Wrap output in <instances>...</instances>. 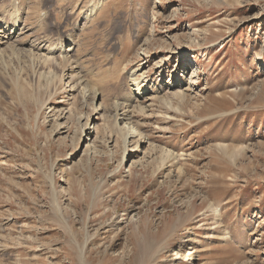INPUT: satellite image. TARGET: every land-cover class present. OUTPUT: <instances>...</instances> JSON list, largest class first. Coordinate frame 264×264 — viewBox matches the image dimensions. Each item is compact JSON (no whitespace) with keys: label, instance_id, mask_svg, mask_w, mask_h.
<instances>
[{"label":"rangeland","instance_id":"obj_1","mask_svg":"<svg viewBox=\"0 0 264 264\" xmlns=\"http://www.w3.org/2000/svg\"><path fill=\"white\" fill-rule=\"evenodd\" d=\"M0 19V264H264V0H0ZM62 39L76 63L47 54ZM134 70L161 91L146 110Z\"/></svg>","mask_w":264,"mask_h":264},{"label":"bare ground","instance_id":"obj_2","mask_svg":"<svg viewBox=\"0 0 264 264\" xmlns=\"http://www.w3.org/2000/svg\"><path fill=\"white\" fill-rule=\"evenodd\" d=\"M174 10H176V8L174 9ZM0 22H1V19H0ZM2 25H3V23H2ZM1 24H0V44H1V46H2V44H4V43H7L9 40H10V36H8V35H6V32H5V26L3 25L2 26ZM19 34H20V32H19ZM19 34H18V36H19ZM44 40H46L47 42H49V40L48 39H44ZM62 41V45H60V43H59V45H58V49H55L56 47L55 46H53V47H51V46H49L48 45V47L45 49L46 51H47V54H52V55H54V52L56 53V51H58V55L60 56V58H61V63H63V64H67L68 62H70L71 61V59H72V57H74V55H75V52L77 51V44L74 42V44H70V45H68V48H63V46H64V43H66L67 41L66 40H61ZM22 43V42H21ZM47 46V45H46ZM31 47V46H30ZM37 48V47H36ZM44 46H40V47H38L37 49H41L40 51H43L44 49ZM47 56V59H50V58H53L54 59V57L55 56H53V57H49L48 55H46ZM191 57H193L192 55H191ZM77 57L75 56L73 59H72V62H74V63H76L77 62ZM192 62V61H191ZM55 63H56V61H55ZM188 63V62H187ZM57 65V64H56ZM60 65V64H59ZM162 68V66H160L159 67V69H161ZM137 71L138 70H134V71H132L130 74H129V78H131L132 77V79L134 80V82H135V85H137V87H138V91L137 90H135V91H133V93H131V94H129L128 96H127V98H129L130 99V101L131 102H133L134 104H137V105H139V107L142 109V110H146L145 108H147V105H146V102H147V100H149V99H151V98H149V95L151 94V92H154V95H156L155 97L157 98L158 97V92H161V91H158V92H156V90H150L149 91V89H150V87H142V86H144V85H141V82L139 81V82H137V76H138V74H137ZM161 72H162V70H161ZM142 78H143V80H141V81H147V76H145L146 74H144V72L143 73H141V74H139ZM159 75H160V73H159ZM198 72L196 71V69H194V68H192L191 69V75H190V78L192 79V80H194L196 77H198ZM76 75H71L70 76V79H73V81H74V77H75ZM81 78V77H80ZM179 81H178V83H172V85H170V87L171 88H174V91L173 92H180L181 90H183V89H185L184 87H186V86H193L191 83H188L189 81H186V80H183V79H181L180 78V74H179ZM85 80V79H84ZM84 80L83 79H78V81L77 82H75L73 85H72V87L73 88H77V86L79 87L81 84L83 85V83H84ZM175 81H176V79H175ZM134 84V83H133ZM174 84V85H173ZM177 84H180L178 87H177ZM182 84H184V85H186V86H184V85H182ZM196 84V83H195ZM83 88V90H86V88H88V86H83L82 87ZM191 90V89H190ZM190 90H189V92H190ZM149 91V92H148ZM93 92H95V91H93ZM182 93V92H181ZM95 94V93H94ZM175 94V93H174ZM178 94V93H177ZM181 95H183V93L182 94H180V96ZM170 98V97H169ZM129 102V101H128ZM130 103V102H129ZM131 104V103H130ZM130 106V105H129ZM128 106V107H129ZM122 109V108H121ZM123 111H122V113H118L117 114V119H120V121H124V123L127 125V128L129 129V132L128 133H130L129 135L130 136H133L134 135V133L136 132V130H137V127H135L134 125H133V122L131 121V111H130V109L128 108V109H126V110H124V109H122ZM141 111V110H140ZM142 112V111H141ZM133 115V114H132ZM132 134V135H131ZM126 144V143H125ZM183 248H184V245L183 244H181V246H180V248H178L179 249V251L177 250V252H176V256H175V258L173 259V260H179V259H182V257H183V255L184 254H182V250H183Z\"/></svg>","mask_w":264,"mask_h":264}]
</instances>
